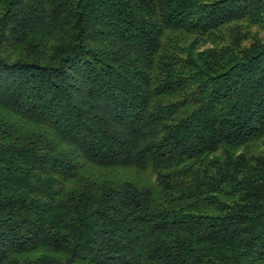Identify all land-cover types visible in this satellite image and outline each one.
Returning <instances> with one entry per match:
<instances>
[{
  "label": "trees",
  "instance_id": "trees-1",
  "mask_svg": "<svg viewBox=\"0 0 264 264\" xmlns=\"http://www.w3.org/2000/svg\"><path fill=\"white\" fill-rule=\"evenodd\" d=\"M0 264H264V0H0Z\"/></svg>",
  "mask_w": 264,
  "mask_h": 264
}]
</instances>
